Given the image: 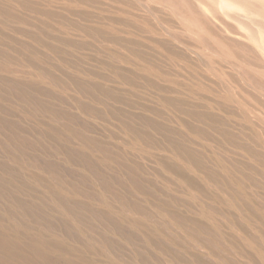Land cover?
I'll use <instances>...</instances> for the list:
<instances>
[{
  "label": "rangeland",
  "instance_id": "374dc122",
  "mask_svg": "<svg viewBox=\"0 0 264 264\" xmlns=\"http://www.w3.org/2000/svg\"><path fill=\"white\" fill-rule=\"evenodd\" d=\"M0 264H264V0H0Z\"/></svg>",
  "mask_w": 264,
  "mask_h": 264
}]
</instances>
